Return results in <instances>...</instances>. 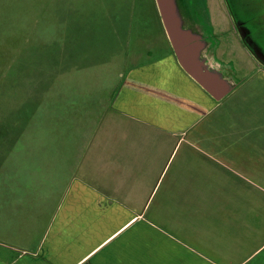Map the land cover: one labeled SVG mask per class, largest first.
Returning a JSON list of instances; mask_svg holds the SVG:
<instances>
[{"label":"crops","instance_id":"obj_1","mask_svg":"<svg viewBox=\"0 0 264 264\" xmlns=\"http://www.w3.org/2000/svg\"><path fill=\"white\" fill-rule=\"evenodd\" d=\"M221 1L209 23L173 5L203 74L207 61L233 62L239 78L220 99L181 67L150 0L146 31L122 41L143 50L126 53L82 148H60L56 133L0 135L38 141L15 151L21 176L14 167L0 181V264H247L264 253V66L233 17L254 18L264 37V0L251 11Z\"/></svg>","mask_w":264,"mask_h":264},{"label":"rangeland","instance_id":"obj_2","mask_svg":"<svg viewBox=\"0 0 264 264\" xmlns=\"http://www.w3.org/2000/svg\"><path fill=\"white\" fill-rule=\"evenodd\" d=\"M168 2L201 23H209L215 4L222 7L221 0ZM151 7L150 0H0V135L56 133L63 135L56 141L60 148H82L81 136L91 130L87 122L106 108L109 90L132 61L126 53L143 50L136 42L128 50L122 41L146 31ZM260 44L264 49V37ZM205 65L208 74L199 70L198 79L206 85L225 91L239 78L232 75L233 62ZM33 142L0 143L6 166L0 181H12L14 167L21 176L23 156L15 151L36 148Z\"/></svg>","mask_w":264,"mask_h":264},{"label":"water","instance_id":"obj_3","mask_svg":"<svg viewBox=\"0 0 264 264\" xmlns=\"http://www.w3.org/2000/svg\"><path fill=\"white\" fill-rule=\"evenodd\" d=\"M156 2L163 25L169 36L170 43L179 64L187 74L200 82L198 79L199 65L197 61L199 46L194 42L190 34L179 29L178 21L173 13V6L168 0H156ZM253 54L264 66V52L262 49L256 47ZM200 83L215 99H220L222 97L221 90L213 84L209 83L206 85L203 82Z\"/></svg>","mask_w":264,"mask_h":264},{"label":"flooded vegetation","instance_id":"obj_4","mask_svg":"<svg viewBox=\"0 0 264 264\" xmlns=\"http://www.w3.org/2000/svg\"><path fill=\"white\" fill-rule=\"evenodd\" d=\"M227 5L231 7L233 10H235L237 6L242 5L243 7L250 9L251 11L257 5V2L255 0H227ZM249 16H251V14H249ZM233 17L236 24H238L239 26L238 30L243 35V39L245 41L244 46L248 49V51L251 53L253 58L257 62H259L253 54V51L256 47L261 48L262 51L264 52V49L262 48L260 42H258L263 39V37L261 36L262 29L257 26L258 21L255 20L254 18L243 21L240 20L239 18L237 19V15H235L234 13H233Z\"/></svg>","mask_w":264,"mask_h":264},{"label":"trees","instance_id":"obj_5","mask_svg":"<svg viewBox=\"0 0 264 264\" xmlns=\"http://www.w3.org/2000/svg\"><path fill=\"white\" fill-rule=\"evenodd\" d=\"M247 264H264V253L256 256L253 260H251Z\"/></svg>","mask_w":264,"mask_h":264}]
</instances>
